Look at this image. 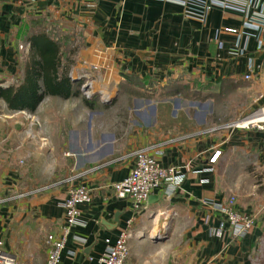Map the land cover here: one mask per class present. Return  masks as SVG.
Wrapping results in <instances>:
<instances>
[{
  "label": "crops",
  "instance_id": "crops-1",
  "mask_svg": "<svg viewBox=\"0 0 264 264\" xmlns=\"http://www.w3.org/2000/svg\"><path fill=\"white\" fill-rule=\"evenodd\" d=\"M228 1L247 10L214 6L203 24L169 0H0L2 85L22 77L26 35L50 33L52 24L78 43L64 52L76 54L69 76L77 94L57 99L83 108L66 106L64 131L57 129L56 141L41 133L33 150L18 138L25 127L17 117L39 111L7 109L0 100L10 119L0 124V241L20 264H44L48 237L63 234L61 204L81 185L89 199L77 206L60 264H101L122 230L131 231L127 264H264V191L243 194L240 171L233 177L246 161L264 167V129L227 126L264 106V22L255 29L249 21L261 23L264 0ZM49 98L56 97L39 104ZM139 149L183 178L178 186L162 182L133 210L112 185ZM40 156L37 165L30 160ZM230 196L254 217L241 236L217 209Z\"/></svg>",
  "mask_w": 264,
  "mask_h": 264
},
{
  "label": "built area",
  "instance_id": "built-area-1",
  "mask_svg": "<svg viewBox=\"0 0 264 264\" xmlns=\"http://www.w3.org/2000/svg\"><path fill=\"white\" fill-rule=\"evenodd\" d=\"M169 1L182 5L184 7L185 16L203 24L207 12L214 6L239 12L247 10L248 7L243 5V8L240 3L228 0ZM249 21H254L256 24L254 28L256 29L262 25L264 17L259 24L255 22L254 18H251ZM224 30L229 33L239 32L236 27H225ZM250 77L251 73L245 76V78ZM81 90L86 94L88 93L86 84L81 87ZM27 116L30 117L29 114H27ZM227 126L264 129V106L245 116L237 118ZM218 155L219 152L215 151L210 157L209 162H214ZM182 178L183 175L177 173L175 167L162 166L153 155L149 154L144 149H139L133 153V166L130 172L120 181L113 183L112 187L117 197L128 200L133 210H139L145 206L148 197L153 190L162 184V182H169L174 186H178ZM88 199V189L83 185L71 187L68 190L67 196L61 204L64 211L65 221L63 234L59 238L48 237L50 249L44 264H60L62 253L65 248L66 235L69 229L77 225L79 222V210L77 206ZM209 206H212V204ZM217 209L220 211L225 224L228 225L232 229L233 234L237 236L247 233L254 225V217L252 215L241 213L235 208V199L233 196H230L224 205L218 206ZM130 236V230H122L114 239V242L108 245L106 250L101 254L99 262L101 264H127V240ZM106 242L108 243V240H106ZM0 264H20L16 255L4 248L2 241H0Z\"/></svg>",
  "mask_w": 264,
  "mask_h": 264
},
{
  "label": "trees",
  "instance_id": "trees-1",
  "mask_svg": "<svg viewBox=\"0 0 264 264\" xmlns=\"http://www.w3.org/2000/svg\"><path fill=\"white\" fill-rule=\"evenodd\" d=\"M28 54L22 77L16 84L2 85L0 100L11 110L33 112L46 96L67 99L77 94L69 76L72 54H64L62 43L41 28L26 35Z\"/></svg>",
  "mask_w": 264,
  "mask_h": 264
},
{
  "label": "rangeland",
  "instance_id": "rangeland-1",
  "mask_svg": "<svg viewBox=\"0 0 264 264\" xmlns=\"http://www.w3.org/2000/svg\"><path fill=\"white\" fill-rule=\"evenodd\" d=\"M48 31L51 33V35H53L54 38H56L62 44H64L63 46H61L63 52L69 51L71 47H74L75 44H78L76 42L77 39L75 38L76 34H71L65 37V39H63V35L58 34L56 27L52 24L48 25ZM64 42H66V44ZM23 44L25 45L26 42H23ZM75 55L76 54H74L73 56ZM3 83L4 82H2V84ZM66 106H69V107L73 106L72 108H74L75 111H78V114H81L83 112V108L80 107V102L73 103V102L63 101V100L57 99L56 97V98L46 99L43 104H38L35 110L39 112L36 114H33L34 116L32 118L27 117L26 115L22 116L21 114H19L17 117L18 118L17 126L25 127V129L23 130V134L18 135V138H26L27 143L30 144L31 149L33 150L40 148V145H41L40 142H42L41 133L43 134L48 133L50 140L52 141V139H54V141H56L57 134L55 133L57 129L58 130L61 129V131H64L63 129L66 128V122H65L66 118L64 117ZM75 106H77V108ZM2 108L3 106L2 107L0 106V111H2ZM43 112H47L48 113L47 115L49 117L47 118L46 114ZM1 114L0 116L3 120L0 119V124L1 126H3L4 124H6V121H10V119L8 116L6 117L3 114L2 115ZM3 138L4 137L2 136V139ZM2 139L0 138V141H1L0 147H1V143H3L5 146L4 139L3 140ZM30 147L28 146V148ZM21 158H23V160L26 159L25 157H21ZM41 158L42 156H40L38 159H30V160H33L34 162L33 164L37 165L39 164V162H41ZM233 171H234L233 177H237V175L239 174L242 177L241 178V186H242L241 189H242L243 194L246 191H250V188L252 187L254 188L255 192L264 191V167L253 166L251 165L250 162L246 161L245 166H242L240 168L235 167L233 168ZM237 171H240V173ZM227 176H228V173H227Z\"/></svg>",
  "mask_w": 264,
  "mask_h": 264
},
{
  "label": "bare ground",
  "instance_id": "bare-ground-1",
  "mask_svg": "<svg viewBox=\"0 0 264 264\" xmlns=\"http://www.w3.org/2000/svg\"><path fill=\"white\" fill-rule=\"evenodd\" d=\"M164 213L163 212H161V213H159V215H163ZM166 216V215H165Z\"/></svg>",
  "mask_w": 264,
  "mask_h": 264
},
{
  "label": "water",
  "instance_id": "water-1",
  "mask_svg": "<svg viewBox=\"0 0 264 264\" xmlns=\"http://www.w3.org/2000/svg\"><path fill=\"white\" fill-rule=\"evenodd\" d=\"M150 199V197H148V200Z\"/></svg>",
  "mask_w": 264,
  "mask_h": 264
}]
</instances>
